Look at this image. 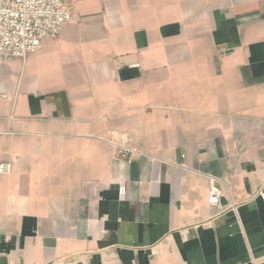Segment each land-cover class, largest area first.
I'll use <instances>...</instances> for the list:
<instances>
[{
    "label": "crops",
    "instance_id": "obj_1",
    "mask_svg": "<svg viewBox=\"0 0 264 264\" xmlns=\"http://www.w3.org/2000/svg\"><path fill=\"white\" fill-rule=\"evenodd\" d=\"M66 2L0 58V264H264V0Z\"/></svg>",
    "mask_w": 264,
    "mask_h": 264
},
{
    "label": "built area",
    "instance_id": "obj_2",
    "mask_svg": "<svg viewBox=\"0 0 264 264\" xmlns=\"http://www.w3.org/2000/svg\"><path fill=\"white\" fill-rule=\"evenodd\" d=\"M72 7L66 0H0V58L24 60L47 38H57L71 19ZM115 156L126 159L136 152L125 145L115 146ZM10 172L9 164L0 165V173ZM208 205L218 212L222 197L230 195L229 184L214 176H207ZM254 198L264 203V190ZM234 207L233 203L231 205Z\"/></svg>",
    "mask_w": 264,
    "mask_h": 264
}]
</instances>
